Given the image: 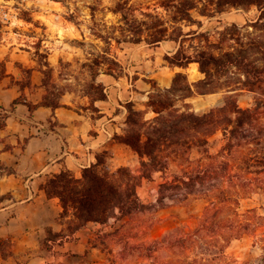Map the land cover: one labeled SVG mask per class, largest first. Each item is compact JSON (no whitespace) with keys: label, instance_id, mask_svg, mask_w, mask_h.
<instances>
[{"label":"trees","instance_id":"1","mask_svg":"<svg viewBox=\"0 0 264 264\" xmlns=\"http://www.w3.org/2000/svg\"><path fill=\"white\" fill-rule=\"evenodd\" d=\"M199 1L162 0L161 6L166 11L173 10L170 20L177 26L171 28H168L167 21L157 14L142 12L141 15L145 16V19L136 17L130 6V0H117L110 9L120 15L119 24L115 27L120 35L114 38L117 43L145 41L151 45H158L163 41H173L177 43L178 48L175 52L164 55V59L170 65L179 67L197 63L203 77L191 83L185 73L175 72L168 88L158 86L154 80L145 79L151 85L145 109H136L132 103L126 104L124 127L121 134L114 137L138 155L140 166L137 170L120 166L113 171H99L96 163L82 169L79 178L68 170H61L45 180L42 189L47 197L58 198L61 206L58 219L64 228L58 233H53L50 229L47 231L42 244L44 249H50L53 243L61 244L63 240H75L76 232L90 222L106 225L112 219L117 221L128 218L153 207L163 208L167 205L165 198L169 202H179L188 195L204 193L208 197L206 191L210 187L221 186L223 182L235 177L240 180L238 185L236 184L240 188L230 190L223 186L218 187L215 202L208 200L210 206L226 205L220 208L226 207L231 210L232 205L238 204L239 198L252 191V179L242 173L231 174L228 162L217 158L223 153L231 154L242 145L247 147L251 145V148H248L250 152L241 160V171L246 175L264 173V0H203L206 4L199 8L198 14L208 18L231 9L245 10L251 6L259 11L258 18L254 22L243 26L236 23L225 26L220 32L224 36L223 41H234L235 46L231 45L221 54L213 52L212 49L217 46L209 41L207 32L183 31V24L201 26L200 20L194 19L191 15V11L197 9ZM91 11L94 15L93 7ZM242 27H251L254 31L262 30V32L254 36L249 34L245 36L239 33ZM94 34L109 44L110 37L98 32ZM197 36L205 45L193 54L186 52L183 45L185 39ZM98 59L101 61L94 59V64L106 62L109 67L113 66V69L121 66L116 59L108 55L106 50L98 53ZM43 66L44 68L40 70L44 88L41 101L35 105L28 104L23 96L14 101V103L27 104L30 112L38 106L52 110L62 106L59 101L62 93L55 90L51 81L52 68L48 62H44ZM230 69H234L240 75L237 81L240 86L238 88L254 93L253 107H240L236 99L228 94L221 106L212 107L201 114L193 111L186 100L196 94L215 93L224 86L230 87L227 84L232 81L228 76ZM24 72L27 75L24 84H29L31 70L27 68ZM2 73L3 68L0 67V77ZM98 73L100 74V72L91 73V81L87 85L85 95L90 102L106 99L105 87L97 80ZM103 73L114 75L109 70ZM147 112H152L154 115L146 119ZM5 116L4 111L0 130L5 126ZM217 130L222 132L224 144L217 154H210L207 148L208 137ZM193 149L200 154L198 162L202 160L211 162L205 166L182 167L179 173L167 176L168 156L190 165L192 160L189 154ZM0 170L6 173L14 172L11 168L1 165ZM156 172H160L163 178L158 187L156 203L146 204L139 198L137 189L143 180H152ZM7 198L9 196L0 194V202ZM250 211L252 210H248ZM233 213L237 214L234 209ZM253 217L264 223V216L254 214ZM223 227L233 230V220H229L228 225L225 222L220 225V228ZM112 233H104L103 237L108 238ZM257 240L263 252L256 264H264V232ZM201 242L198 248L203 249L205 253L211 254L217 249L218 256H225L223 245L214 244L217 246L214 248L208 240Z\"/></svg>","mask_w":264,"mask_h":264},{"label":"rangeland","instance_id":"2","mask_svg":"<svg viewBox=\"0 0 264 264\" xmlns=\"http://www.w3.org/2000/svg\"><path fill=\"white\" fill-rule=\"evenodd\" d=\"M116 1L0 0V54L8 56L18 54L15 58L20 60L16 64L23 76L22 83L27 79L24 72L27 69V64L33 62L40 71L44 68L43 63L48 62L52 68L51 81L55 90L61 92V96L72 97L73 102L75 98L78 105L82 104L86 102L84 95L87 92V85L90 84L92 72L102 74L109 70L116 76L122 75L126 67L137 65L144 58H164V55L167 54L166 51L171 54L178 48L177 43L173 41L169 43L170 47L164 41L158 45H151L145 41L117 43L114 38L120 37V35L115 27L119 24L120 15L110 11ZM161 1L130 0L129 3L135 16L139 19H145V16L141 15L142 12H150L167 21L168 28L177 26L170 20L173 10L166 11L161 6ZM205 4V1L200 0L197 9L191 11L192 17L200 20L201 26L183 24L182 27L184 32L189 30L207 32L209 41L214 42L217 46L212 49L215 54H221L231 45L235 46L234 41H223L224 36L220 32L225 26L231 23L243 26L256 21L259 15L257 8L251 6L245 10L231 9L208 18L198 14L199 8ZM92 7L94 15H92ZM95 32L110 37L109 44L97 37ZM261 32L262 30L254 31L251 27H242L239 30V33L245 36L247 34L254 36ZM183 45L186 52L193 54L200 50L205 43L197 36L185 39ZM154 46L160 47L154 48ZM161 46H165L164 49ZM104 50L108 51V55L120 63V68L113 69V66L109 67L106 62L94 64V59L101 61L98 59V53H102ZM0 67H2L1 62ZM40 75L42 80V73ZM228 76L232 78V81L227 83L230 87L224 86L215 92V99L207 101L205 96H197L198 94L188 98L186 102L190 104L191 109L199 114L207 112L212 107L223 105L228 94L236 99L240 107H253L254 93L238 88L240 87L237 83L240 77L239 73L230 69ZM153 115L152 112H149L145 114V118H151ZM1 121L2 112L0 111ZM223 144L224 136L220 130H217L208 137L209 153L217 154ZM249 147L251 148V145ZM249 147L242 145L233 150L231 154L223 153L217 158L228 162L231 174L242 173L252 179V191L239 198L238 204L232 205L231 210L226 207L220 208L226 205L210 206L208 200L215 202L218 187L222 188L223 186L230 190L238 187L236 184L238 185L240 180L235 177L228 182H223L221 186L210 187L206 191L208 197L204 193L188 195L179 202H169L165 198L167 205L163 208L153 207L135 213L128 218L125 217L117 221L110 220L105 225L106 229L103 233L88 239L89 243L98 247V251H90L88 255L80 256L75 259V263L244 264L249 262L256 264L258 257L263 252L257 243V238L264 232V223L255 219L253 215L264 216V173L246 175L241 171V160L244 155L250 152ZM199 156L197 150L193 149L189 154L192 160L190 165L168 156L166 175L179 173L182 167L205 166L211 162L210 160L198 162ZM157 193L158 189L157 192H142L138 196L146 204H155ZM233 209L238 215L233 213ZM248 210L252 211L248 212ZM229 220H233V230H229L228 227L220 228L224 222L228 225ZM109 232H113L112 235L104 238L103 234ZM231 234L232 236H230ZM204 240H208L212 246L214 244L223 245L225 256H218L217 251L219 252V250L217 249L209 254L198 248V244L201 245V241Z\"/></svg>","mask_w":264,"mask_h":264},{"label":"crops","instance_id":"3","mask_svg":"<svg viewBox=\"0 0 264 264\" xmlns=\"http://www.w3.org/2000/svg\"><path fill=\"white\" fill-rule=\"evenodd\" d=\"M170 42L164 41L168 47ZM15 56L0 54V111L6 112L5 126L0 130V165L14 171L0 170V194L9 196L0 202V264H76L75 259L80 256L98 251L88 239L103 233L106 226L90 222L76 232L75 240H63L44 249L47 231L61 232L64 225L58 219V198L47 197L42 184L61 170L79 178L82 169L96 163L99 171H113L120 166L137 170L138 155L114 137L124 127L126 104L145 109L151 92L145 79L168 88L175 72L185 73L189 81L198 80L203 74L197 63L179 67L170 65L163 57H148L126 67L122 75L100 74L97 80L105 87V100L90 102L84 95L86 102L78 105L75 98L73 102L72 97L62 95V106L54 110L38 106L30 112L27 104L14 101L20 96L28 104L41 101V73L33 62L27 64L30 83H22L23 76L16 64L20 60ZM215 95L197 96L211 101ZM162 179L160 172L154 173L152 180H144L138 187V195L157 192Z\"/></svg>","mask_w":264,"mask_h":264}]
</instances>
